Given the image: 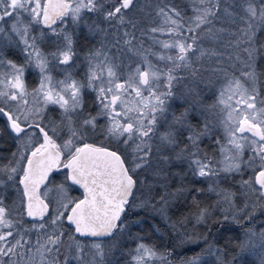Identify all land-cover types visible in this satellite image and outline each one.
Masks as SVG:
<instances>
[{
  "label": "snow or ice",
  "instance_id": "snow-or-ice-1",
  "mask_svg": "<svg viewBox=\"0 0 264 264\" xmlns=\"http://www.w3.org/2000/svg\"><path fill=\"white\" fill-rule=\"evenodd\" d=\"M133 5L134 0H116L110 8L105 7V0H0V120L18 142L12 159L0 165V188L7 181L23 186L22 197H26V203L21 200L25 210L21 215L26 214L36 221L31 230L41 233L36 240V252L41 256H52L51 260H42L41 264H70V261L115 264L118 237L127 227L121 217L129 205V198L133 197V190H139L137 172L148 164L154 136L163 147L173 146L178 143V132L187 128L191 133L187 139L193 149L190 153L193 175L211 178L220 172L242 174L244 168L252 169L254 177L242 180L245 193L264 199V98L258 101L256 84L261 73L256 67V49L243 48L244 60L240 55L228 57L230 61L234 59L241 63L239 75L234 71L228 77L227 69L216 70L226 78L217 100L223 115L220 124L224 142L215 141L221 161L216 162L199 148L201 137L210 134L212 125L205 122L202 129H194L188 121L190 109L179 115L171 112V120L166 115L169 113L168 102L175 95L173 82L183 78L179 72L186 69L195 76L199 69L193 66L194 61L219 55L212 49H205L200 41H215L227 31L214 25L219 19L220 0H199L200 6L195 8L194 17L187 18L186 24L181 22L185 17L176 8L168 7L166 11L165 7H158L157 15L163 17V25L152 27L150 31L170 35V42L157 43L164 49L174 50V54L151 53L141 44L136 49L141 60L135 67L124 64L125 72L121 71L122 64L117 62L119 58L110 55V50L102 45L85 57L84 80L73 78L68 68L61 70L63 79L53 77L54 69L69 65L76 55L73 34L66 31L64 25L83 23L91 33L102 31L95 21L88 24L84 15L94 13L110 24L127 22L135 28L136 24L126 20L125 16ZM224 12L229 17L238 16L243 25L232 33L237 36V48L242 40L250 44L257 29L264 33V0L259 7L256 0H245L244 15L231 13L228 8ZM57 22H60L59 27ZM5 24L9 25L7 30ZM49 33L56 37L53 41L55 50L45 52L41 45ZM123 36L124 45L133 50L135 35L124 31ZM228 43L232 45L233 41ZM119 44L117 40L112 47L117 48ZM9 45H22L23 64L7 58L4 49ZM148 55L165 61L164 67L154 65L147 59ZM28 68L36 69L40 77L38 86L31 90L25 84ZM85 88L96 94L98 111L95 114L85 108ZM29 97L32 98L31 105ZM49 105L57 107L58 120L46 114ZM101 119L106 121L105 124L99 123ZM158 122L167 125L165 132H158ZM97 135H102L113 146L90 143L89 139ZM121 147L131 148V152L125 156ZM246 149L249 157L244 160ZM217 163L222 167L218 168ZM61 168L68 170L65 180L70 186L83 189V198L72 197L63 183L55 189L46 187L41 193V186L49 185L50 175ZM209 191H216L221 196L218 203L233 205V193L212 187ZM50 192L54 193L52 199L48 197ZM4 199L5 193L0 191V264H20L25 255L20 249L31 251V247L19 231L22 219L13 218V209L5 205ZM160 203L163 212L167 198L161 196ZM242 212L241 218L252 219L247 211ZM210 215L208 207L200 208L195 223L207 224ZM223 219L228 220L229 216L226 214ZM65 222L71 231L66 232ZM172 227L175 229V225ZM178 239L181 244L196 242L194 235L188 233L178 234ZM204 242L207 243L206 237ZM61 248L67 253L63 261L59 258ZM237 249L238 254L231 261L226 259V253L224 257H217L218 264H237L239 258L254 249L259 250V264H264V231L249 229ZM129 255L132 264H169L170 253L158 252L154 246L141 242ZM185 264H199V258L193 257Z\"/></svg>",
  "mask_w": 264,
  "mask_h": 264
},
{
  "label": "rangeland",
  "instance_id": "rangeland-1",
  "mask_svg": "<svg viewBox=\"0 0 264 264\" xmlns=\"http://www.w3.org/2000/svg\"><path fill=\"white\" fill-rule=\"evenodd\" d=\"M230 1L235 0H220V12L218 13L219 19L214 21L215 28H224L227 31L221 33L220 38L215 41L207 39L200 41L205 49H212L219 55L211 57L206 56L200 61L193 62V66L199 69V71L207 69V71L210 72L209 74L211 78L208 80L202 79V85L199 88L200 82L195 79L197 78L199 71L197 75L192 76L189 74L188 70H181L179 75L183 78L179 80V82H173L172 91L175 93V95L168 102L169 113L166 114L168 115V119L171 120V112H175L176 115H179L185 109H190L188 112V121L194 129H202L205 122L212 125L210 134L201 137L199 141V148L202 153L207 154L209 157H213L216 162L221 161L222 157L215 141L219 139L221 143L224 142V131L222 125L220 124V120L223 118V115L219 111L220 106L217 105V100L219 97V92L225 87L226 84L225 75L222 72L216 70L220 68L227 69L228 77H231L234 71L236 75H239L238 69L242 67L241 63L234 59L230 61L228 57L230 55L233 57L240 55L241 60H244L246 56L242 51L243 48H253L251 43H245L243 40L240 42L239 48L235 46L237 36H233L232 33L236 32L239 27H242V23L240 20H238V23L241 26L238 25L236 27V24H233L232 20L235 19L237 21V19L234 16L229 17L225 14V8H228V11L232 13V10L230 9ZM242 1L245 4V0H238L237 2L241 3ZM257 1L259 3L261 2V0ZM115 2L116 0H105V7L110 8ZM197 6H200L199 0H134L133 8L129 9L125 13V16L126 20L132 21L136 24L135 28H133L132 25L127 22L123 25H118L115 23V21H113L110 24L109 22L104 21L102 17H98L97 14L85 13L84 15L88 18V24H91L93 21H95L102 31L91 33L89 32L87 25L83 23L78 26H74L71 22L64 25V29L66 31L72 32L73 34L75 41L74 51L76 55L73 56V60L69 65H60L59 68L54 69L52 71V75L54 78L63 79L64 73L61 70L68 68L73 78L77 80H84L85 73L87 71V60L85 57L91 50L100 48L102 45L110 50V55L119 58L117 62L122 64L121 71L125 72L127 69L123 67L124 64L130 63L132 67H135L136 63L141 60V57L136 53V49H139L141 44L143 45L144 49L149 50L151 53L174 54V50L164 49L159 43H157V41L170 42L172 40L170 35L164 32L152 33L150 31L152 27L163 25V17L157 15L158 7H165L166 11L168 10V7L176 8V10L179 11L183 17H185V20L181 22L186 24L188 17H194L195 8ZM257 7H259V4H257ZM242 13L243 15L245 14L244 12ZM4 26L6 30L9 27L8 24H5ZM56 26L59 27L60 22H57ZM43 31L48 32L47 29H43ZM124 31L134 34L136 37V39L133 41V50L131 51L128 49V46L124 45L123 43L125 39L123 36ZM33 34L39 35L38 32H34ZM116 34L117 37L113 38V35ZM55 39L56 37L52 36L50 33L48 34L44 40V43L41 45L45 52L55 50V45L53 44ZM109 39H112L113 42ZM261 39V46H259V50L256 52V67L258 69V73H261L256 84L257 90L259 92L258 101L260 98H264V75H262V71L264 69V60L263 63L260 62V59L264 57V33L262 34ZM117 40L120 41V44L117 46L119 51L117 48L112 47V45L115 44ZM229 41H233V44L231 45L233 48L230 47V49L226 51L224 49V45L229 44ZM4 51L8 59L15 61L17 64L24 63L22 45H9L4 49ZM147 59L160 68H163L164 64L166 63L165 61L158 60L157 57L153 55H148ZM123 78L124 77L122 76L121 79ZM39 79L40 77L36 69H26L25 84L29 90L38 86ZM83 95L86 110L92 114H95L96 111H98V107L95 104V92L85 88L83 90ZM28 99L31 105L32 98L29 97ZM214 105L217 106L213 107ZM259 106L260 105L258 103L257 107ZM46 114L52 119H59V111L57 110L56 106L49 105ZM105 122L106 121L103 119L99 121L101 125L105 124ZM166 130L167 125L158 122V132L162 133ZM190 134L191 133L187 128L181 129L177 134L178 143L168 147H163L160 141L155 136L153 137L151 141L152 154L148 158V164L144 168L139 169L137 172V175L139 176V190H137L133 197L130 198L131 204L128 205V210L135 217L131 221L125 220L127 227L118 237L119 245L116 252L114 253L115 264H132L129 253L135 249L138 243L141 242L154 246L158 252L166 253L160 250L156 244H153V242L147 238L149 237L148 233L142 231L143 223L141 218L138 217V215L141 213L155 215L163 226L166 225L167 228L172 230L174 233L173 240L176 243L191 250L189 253L190 255L185 257L183 262L175 261L174 257L168 255L167 259L169 264H185L186 261L193 257L199 258V264H218L217 257H224L225 253L227 254V252L228 260L231 261L232 257L238 254L237 245L242 239H244L245 233L249 229L254 232L264 231V227H262L264 226V199H259L253 193L246 194L242 185V180L251 179L254 177L253 170L244 168L242 174L220 172L218 176L211 178H201L193 175V171L190 166V153L193 149L189 145V141L187 139L188 135ZM95 137L104 139L102 135H97ZM95 137L90 138L89 140L94 141ZM186 146L188 147L185 151L183 149H185ZM16 150L17 147L13 152ZM121 150L125 156L131 152V148L125 149L121 147ZM12 153L8 161L12 159ZM163 155L167 157L166 164L167 167H169L168 169L172 168V166L174 167L172 171L169 170V172L167 171L165 173L162 171V169L158 168L160 156ZM248 157L249 152L246 149L243 159L247 160ZM8 161L5 162L8 163ZM216 166L220 168L222 167V164L217 163ZM178 176L184 178L186 177L189 180H195L197 183L192 187H180L178 186L179 178H175ZM173 181H176L174 182L176 187H172ZM63 184L68 187L69 194L72 197L78 198V196L73 194L70 183L64 180ZM16 185L17 184H14L12 181H7L6 185L3 188H0V191L5 193V205L13 209V218L16 220L22 219V223L19 225V231L24 234L25 240L29 241V245L31 247V251H28L27 249H20V251L25 253L23 259L20 260V264H29V262H31V264H41L42 260H51L52 256L51 254L41 256L40 253L36 252V240L37 237L41 235V233L31 230L32 224L36 221L28 217L26 214L21 215L25 210L19 201L22 196H19V191ZM56 186L58 185H53L51 187L55 189ZM202 187L204 188L203 195L205 200L203 202L195 200L194 202L193 198L195 197L198 189L203 191L201 189ZM210 187L217 189V191L223 190L233 193V205L229 206L227 204L218 203L222 198L221 196L217 195L216 191H209ZM170 193H175V195H169ZM53 195L54 193L50 192L48 197L52 199ZM161 196H165L168 200V203L163 207V212H161ZM183 197L184 199H187V201L181 203L183 205L181 210L177 207V203L178 201L184 200ZM149 205H154V207ZM245 205H247L246 209ZM203 207H208L211 212V215L208 218V223L196 224V213L200 208ZM242 210L247 211L251 215L252 219H248L247 217L241 218L243 216ZM226 214L229 216L228 220L223 219V216ZM181 222L183 223V226H181ZM221 222L227 223L230 229H232L231 232L236 233V235H233V239L230 235L232 242L235 243V245L231 247L232 249L230 250V253L229 251L225 252L221 245L225 242V240L222 238L223 236L220 237L219 234L213 235L209 233H200L201 230H205L207 228L211 229ZM66 224L67 223L65 222L64 229L67 232L70 230ZM172 225H175V229H173ZM5 231H7V229H5ZM185 233L193 234L196 242L181 244L178 239V234L183 235ZM225 235L227 236L226 233ZM205 237L207 238V243L204 242ZM197 245L198 249L192 250L193 247ZM209 246H211V248ZM258 251V249H254L250 253L246 254L248 256V260H252L254 257L255 261L253 264H259V257L257 255ZM65 255H67V253L64 251V248H61V254L59 256L61 261H63ZM239 259L237 260V264H243L242 261H239ZM70 264H76V262L70 261ZM156 264H159V262H156Z\"/></svg>",
  "mask_w": 264,
  "mask_h": 264
},
{
  "label": "trees",
  "instance_id": "trees-1",
  "mask_svg": "<svg viewBox=\"0 0 264 264\" xmlns=\"http://www.w3.org/2000/svg\"><path fill=\"white\" fill-rule=\"evenodd\" d=\"M237 1L236 0L235 1H230V5H231L230 9L232 10V13L243 15L242 12H244L245 4L243 3V1L241 3L237 2ZM256 3L259 4V2L257 0H256ZM234 17L237 19V21L235 23L236 24L235 26L236 27L238 25L241 26L238 23L239 22L238 21L239 17L238 16H234ZM262 34L263 33L261 32V30L257 29L256 36L251 41V44L253 45V49H256L257 51L259 50V46H261V44H260L261 42L260 41H262V39H261ZM115 37H117V34L113 35V38H115ZM225 37H226V35H225ZM231 38H235V37H231ZM109 40H112V39H109ZM112 42H113V40H112ZM230 47L233 48V46H231L229 44L224 45V49L226 51L228 49H230ZM263 60H264V57L260 59V62L263 63ZM209 73L210 72L207 71V69L206 70L203 69V71L202 70L199 71V74H198L197 78H195V79H197L200 82L199 83V88L202 85V79H207L208 80V79L211 78ZM262 75H264V69L262 71ZM89 142H91V143L94 142V143H96L98 145H103V146H108V147H112L113 146L112 144L109 143L108 140L102 139L100 137H98V138L95 137L94 141H90L89 140ZM164 157H165L164 155L160 156L158 168L162 169V171L166 173L167 171L169 172V170L172 171V169L174 167L172 166V168L168 169L169 167H167L166 160L164 159ZM175 178L176 179L179 178L178 186H180V187H183V186H194L197 183L195 180H189L186 177L184 178V177H179L178 176V177H175ZM176 179H174V180H176ZM174 182H176V181H173L172 187H176V184ZM136 192H137V189H135L134 194ZM129 202H130L129 204H131V199L129 200ZM134 217L135 216L132 213H130V211L127 208V210H125V213L123 214L121 219L124 220V221L125 220L126 221H131L132 219H134ZM138 217L141 218L142 223H143L142 231L148 233L149 237H147V238L150 239V241L153 242V244H156V246L159 247L160 250L165 251V249H170V250H174V251H179V250L184 248L183 246L179 245L178 243H176L173 240L174 233L172 232V230L167 228L166 225L163 226L162 223L159 222V220L157 219V217L155 215H151L149 213H147V214H142L141 213L140 215H138ZM222 226H223L222 223H219L217 226H214L212 229H218V228H220ZM67 227L71 231L70 226L67 225ZM161 233H163V234H161Z\"/></svg>",
  "mask_w": 264,
  "mask_h": 264
},
{
  "label": "flooded vegetation",
  "instance_id": "flooded-vegetation-1",
  "mask_svg": "<svg viewBox=\"0 0 264 264\" xmlns=\"http://www.w3.org/2000/svg\"><path fill=\"white\" fill-rule=\"evenodd\" d=\"M17 144H18V142L13 138V134L7 129V127L5 126L3 120H0V164L7 163L5 161H8L11 153L16 149ZM67 171H68L67 169H63V168L59 169L58 171H53V174L49 178L50 184L47 185V186L41 187V193H43L45 191L46 187H51L53 185L62 184L64 182V180H65V175H66ZM66 182L69 183V181H66ZM16 186H17L18 189H20V191L18 193H19V196L21 197L22 196V188H23V186L22 185H16ZM201 189L203 191H200V189H198L195 197L193 198L194 202H195V200H198L200 202H203L205 200L204 195H203L204 188L202 187ZM72 190H73V194L75 196H79L78 198H80L82 196V194H83V193H81V191L77 187L72 186ZM134 192H135V190H134ZM134 192H133V194H134ZM49 199H51V198L49 197ZM183 199H184V197H183ZM21 200L26 201V197H22L21 199H19L20 202H21ZM185 201H187V199H184L182 201H178L177 207L179 209H181V207L183 206L181 203H184ZM127 208H128V205H126L125 210H127ZM221 223H222L223 226L218 228V229L207 228L205 230H201L200 233L201 234L209 233V234H213V235H218L219 234L220 237L223 236L222 238H223V240H225V242L223 244H221V245H222V247H223L225 252L229 251V253H230V250L232 249L231 247L235 245V243L232 242L231 237L233 239V235H236V233L235 232H233V233L231 232L232 229H230V227L228 226L227 223H225V222H221ZM225 233L227 234V236L225 235ZM230 235H231V237H230ZM195 249L196 250L198 249V245L193 247L192 250H195ZM190 251L191 250L189 248H185V249H181L179 251L165 249L164 252L170 253L171 257L175 258V261L183 262V260H185V257L190 255L189 254ZM227 254H228V252H227ZM247 257L248 256L245 255L244 258H240L239 261L240 262L242 261L243 264H253V262L255 261L254 257L252 258V260H248ZM226 259H228L227 256H226Z\"/></svg>",
  "mask_w": 264,
  "mask_h": 264
},
{
  "label": "water",
  "instance_id": "water-1",
  "mask_svg": "<svg viewBox=\"0 0 264 264\" xmlns=\"http://www.w3.org/2000/svg\"><path fill=\"white\" fill-rule=\"evenodd\" d=\"M98 145V144H97ZM99 146V145H98ZM53 174V173H52ZM51 174V175H52ZM50 175V176H51ZM50 178V177H49ZM135 178V177H134ZM70 183V182H69ZM41 187H43V186H41ZM74 187H77L80 191H81V193H83V189L82 188H79V186H74ZM135 190V189H134ZM134 190H133V192H134ZM80 198H83V195L80 197ZM130 199V198H129ZM47 202V201H46ZM50 211H51V207H50ZM123 216V215H122ZM31 218V217H30ZM122 218V217H121ZM67 223V222H66ZM68 225V224H67ZM69 226V225H68Z\"/></svg>",
  "mask_w": 264,
  "mask_h": 264
}]
</instances>
